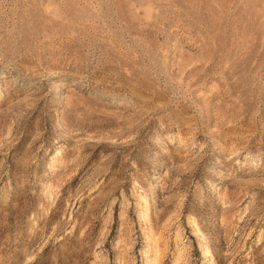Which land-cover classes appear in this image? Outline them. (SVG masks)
<instances>
[{
	"label": "rangeland",
	"instance_id": "1",
	"mask_svg": "<svg viewBox=\"0 0 264 264\" xmlns=\"http://www.w3.org/2000/svg\"><path fill=\"white\" fill-rule=\"evenodd\" d=\"M0 264H264V0H0Z\"/></svg>",
	"mask_w": 264,
	"mask_h": 264
}]
</instances>
